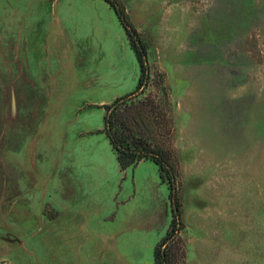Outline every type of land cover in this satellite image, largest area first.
<instances>
[{
  "label": "rangeland",
  "instance_id": "rangeland-1",
  "mask_svg": "<svg viewBox=\"0 0 264 264\" xmlns=\"http://www.w3.org/2000/svg\"><path fill=\"white\" fill-rule=\"evenodd\" d=\"M115 1L149 69L121 108L181 205L171 264H264V0ZM140 75L104 0H0V264H156L169 184L104 132Z\"/></svg>",
  "mask_w": 264,
  "mask_h": 264
},
{
  "label": "trees",
  "instance_id": "trees-1",
  "mask_svg": "<svg viewBox=\"0 0 264 264\" xmlns=\"http://www.w3.org/2000/svg\"><path fill=\"white\" fill-rule=\"evenodd\" d=\"M116 12L130 42V46L135 53L140 66L141 75L136 92L116 100L111 106H106L104 117V132L110 145L117 155V161L121 170L134 167L141 162L151 161L159 169L160 177L167 181L170 187L169 199L171 201L173 219L166 237L155 249L156 264H171L169 258L170 241L175 236L178 225L181 223V205L176 195L175 180L173 178L172 165L169 164L167 154L162 148L155 146L148 141V127L145 125L144 105L138 107L136 115H130V108L122 110L124 100L137 95L144 87L148 79L147 46L140 39L137 30L134 28L126 10L115 0H104ZM133 114V113H132ZM130 122L132 123L130 125Z\"/></svg>",
  "mask_w": 264,
  "mask_h": 264
},
{
  "label": "crops",
  "instance_id": "crops-1",
  "mask_svg": "<svg viewBox=\"0 0 264 264\" xmlns=\"http://www.w3.org/2000/svg\"><path fill=\"white\" fill-rule=\"evenodd\" d=\"M145 162H150V161H145ZM142 163V162H141Z\"/></svg>",
  "mask_w": 264,
  "mask_h": 264
}]
</instances>
